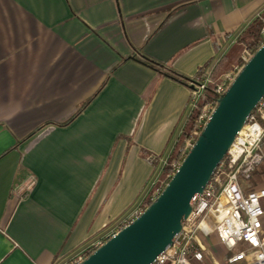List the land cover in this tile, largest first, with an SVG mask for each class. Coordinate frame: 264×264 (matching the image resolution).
Segmentation results:
<instances>
[{"label": "crops", "instance_id": "obj_1", "mask_svg": "<svg viewBox=\"0 0 264 264\" xmlns=\"http://www.w3.org/2000/svg\"><path fill=\"white\" fill-rule=\"evenodd\" d=\"M263 10L264 0H0V264H61L143 206L191 129V81L223 56L219 74L236 64ZM241 183L264 187V159ZM202 244L194 264H230L244 246L215 234Z\"/></svg>", "mask_w": 264, "mask_h": 264}, {"label": "built area", "instance_id": "obj_2", "mask_svg": "<svg viewBox=\"0 0 264 264\" xmlns=\"http://www.w3.org/2000/svg\"><path fill=\"white\" fill-rule=\"evenodd\" d=\"M260 29L259 46L264 43V17ZM253 50L244 46L238 62L219 74L215 79L209 72L201 78L191 81L190 114L197 112L190 131L182 140L178 151L164 160V179L152 192L151 201L158 195L167 180L179 167L186 152L193 146L195 139L209 118L217 97L222 94L234 79L240 67L251 57ZM214 83V91L206 97L208 86ZM204 98L202 101L201 99ZM264 96L258 101L247 117L242 128L236 133L223 159L218 163L211 178L201 193L191 201V211L183 220L182 228L173 238L172 244L158 253L152 264H194L203 259L202 237L215 234L221 244L233 249L238 243L244 246L226 258L230 264H264V229L262 215L264 207V187L245 191L241 181H247L264 159ZM153 161L154 157L148 158ZM31 183L24 189L28 190ZM147 206V205H146ZM145 207L139 205L130 216L120 222L112 236L122 226L128 224ZM105 238V240L107 239ZM104 241V240H103ZM103 241L92 245L82 253L73 256L61 264H78L90 248H95Z\"/></svg>", "mask_w": 264, "mask_h": 264}, {"label": "water", "instance_id": "obj_3", "mask_svg": "<svg viewBox=\"0 0 264 264\" xmlns=\"http://www.w3.org/2000/svg\"><path fill=\"white\" fill-rule=\"evenodd\" d=\"M264 96V43L216 99L193 146L158 195L78 264H152L172 244L236 133Z\"/></svg>", "mask_w": 264, "mask_h": 264}, {"label": "trees", "instance_id": "obj_4", "mask_svg": "<svg viewBox=\"0 0 264 264\" xmlns=\"http://www.w3.org/2000/svg\"><path fill=\"white\" fill-rule=\"evenodd\" d=\"M262 17H264V10L263 12L260 14V16H257L255 17L247 26V28L244 30L243 34L240 36V42L244 45V46H248L250 47L253 51H255L258 47H259V36H260V29H261V26H262ZM141 61L150 65L151 67L157 69V70H160L163 66L162 64H160L159 62L151 59V58H148L144 55H141L140 57ZM226 61V56H223L217 63L216 65L213 67L212 71L210 72V76L215 79L218 74L224 70V67H223V64L225 63ZM208 63L204 64L203 67H201L199 70H198V74L196 75V77L192 80H197L199 78H201V76L204 74L205 72V68L207 67ZM166 74L179 81V82H182V83H188L190 82V79L189 78H185L183 76H181L180 74L176 73L175 71L173 70H168L166 71ZM187 80V81H185ZM215 93L214 91V87L211 88V86H208L207 88V92H206V97H209L211 96L212 94L210 92ZM197 112L194 111L193 113H191L188 117V121L190 122V126L193 125V122H194V118L196 116ZM156 160V158L153 160V162ZM166 169V166H164L163 168V171ZM151 202V199H147L145 202H144V205L143 207H145L146 205H148L149 203ZM94 250V247L93 248H90L88 251H87V254H89L90 252H92Z\"/></svg>", "mask_w": 264, "mask_h": 264}, {"label": "rangeland", "instance_id": "obj_5", "mask_svg": "<svg viewBox=\"0 0 264 264\" xmlns=\"http://www.w3.org/2000/svg\"><path fill=\"white\" fill-rule=\"evenodd\" d=\"M239 49H241V47H239L238 45L237 46H235V49H234V51H232V54L233 55H231L234 59H236V56H237V53L239 52ZM211 88H213L214 87V83L212 82L211 84ZM210 92V91H209ZM211 94H212V92H210ZM204 98H202L201 99V101L203 100ZM190 126V125H189ZM161 177L162 178H164V176L163 175H161Z\"/></svg>", "mask_w": 264, "mask_h": 264}]
</instances>
